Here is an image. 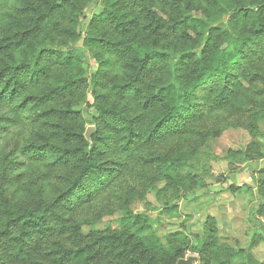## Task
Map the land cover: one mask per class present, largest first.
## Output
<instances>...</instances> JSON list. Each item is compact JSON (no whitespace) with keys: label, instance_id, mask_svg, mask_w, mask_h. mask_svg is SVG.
<instances>
[{"label":"trees","instance_id":"trees-1","mask_svg":"<svg viewBox=\"0 0 264 264\" xmlns=\"http://www.w3.org/2000/svg\"><path fill=\"white\" fill-rule=\"evenodd\" d=\"M91 1L100 0H0V141L27 116L38 128L7 154L16 159L13 169L47 163L63 172L53 195L40 199H15L0 183V264H98L100 256L120 264H177L185 258L188 237L178 232L181 246L164 245L146 214L128 213L120 229L81 241L69 219L74 202L114 178L103 167L107 155H135L174 133L187 136L196 130L197 105L209 112L230 108L246 62L264 54V0H103L84 30ZM83 44L98 61L91 76L79 55ZM88 92L96 112L90 140L78 109ZM146 162L174 183L172 173L188 164L158 154ZM170 212L166 206L161 214ZM53 237L71 244L39 245ZM209 246L214 257L198 256L199 264H263L251 248Z\"/></svg>","mask_w":264,"mask_h":264},{"label":"rangeland","instance_id":"rangeland-1","mask_svg":"<svg viewBox=\"0 0 264 264\" xmlns=\"http://www.w3.org/2000/svg\"><path fill=\"white\" fill-rule=\"evenodd\" d=\"M104 7L103 0L86 4L84 30ZM78 51L88 75L96 73L98 61L86 45L79 46ZM242 79L240 92L230 108L209 112L196 106L191 118L197 120L196 130H187V136L174 133L141 148L135 155H107L109 162L103 167L112 169L114 178L93 195L83 194L74 202L76 211L71 212L69 219L80 228L78 238L86 242L95 232L120 229L119 222L128 213L146 214L154 221L156 234L164 245L169 240L181 246L185 239L176 237L178 232L188 237L190 245L185 258L195 255L207 260L214 257L209 245H229L237 252L251 248L254 260L264 264V211L260 209L264 203V54L251 55ZM93 102L88 92L78 109L85 118L86 130L93 126L94 133L92 119L96 112L90 106ZM25 119L23 125L10 128L0 141V183L3 189L9 188L4 194L10 193L15 199L50 197L61 184V170L51 164L30 162L13 169L11 162L16 159L7 157L38 128L27 116ZM156 154L170 161L179 157L187 161L178 174L172 173L175 183L146 162ZM166 206L171 207V212L162 215ZM132 241L149 245L141 237ZM65 244L70 245L71 240L53 237L39 245L52 249ZM193 246L203 253L193 252ZM242 258L240 255L236 262ZM96 263L120 264L104 256L98 257Z\"/></svg>","mask_w":264,"mask_h":264},{"label":"water","instance_id":"water-1","mask_svg":"<svg viewBox=\"0 0 264 264\" xmlns=\"http://www.w3.org/2000/svg\"><path fill=\"white\" fill-rule=\"evenodd\" d=\"M93 131H94L93 126H90L87 128L85 136L88 140L91 139V135H92ZM199 262H200L199 257L192 255V256H189L187 258L179 259L177 264H199Z\"/></svg>","mask_w":264,"mask_h":264}]
</instances>
